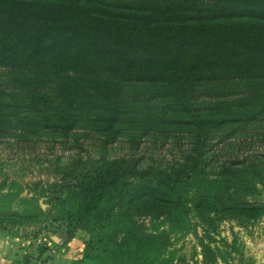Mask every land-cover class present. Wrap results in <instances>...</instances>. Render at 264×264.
I'll return each instance as SVG.
<instances>
[{
  "label": "rangeland",
  "instance_id": "1",
  "mask_svg": "<svg viewBox=\"0 0 264 264\" xmlns=\"http://www.w3.org/2000/svg\"><path fill=\"white\" fill-rule=\"evenodd\" d=\"M193 1L0 0V3L7 4L13 13L18 10L30 13L37 8L60 14L78 13L98 23L108 22L109 26L117 22L132 31L140 30V25L152 19L153 24H160V29L154 30L156 33L173 23V12L178 11L190 17L189 24L197 29L210 20L231 23L234 25L231 30L249 36L264 37V18L221 16V13L213 18L202 12L205 7L192 5ZM108 3L127 8L115 10L106 6ZM139 15L145 18L140 19ZM156 69L153 66L139 71ZM26 74L32 73L27 68L0 66V185L4 182L5 192L9 182L14 181L12 193H20L18 197L0 198V231L23 244L29 251L26 256L32 255L38 263L55 255L68 264H90L80 262V245L69 246L73 251L68 254L66 251L72 239L84 243L87 233L78 229L67 237L64 223L50 220L60 186L69 178L66 170L76 163L86 167L90 161L103 160L118 163L130 160L138 173L165 169L190 150L194 142L193 121L199 118L223 121L206 135L203 152L206 176L220 177L226 167L232 181L248 176L256 179L257 192L243 198L230 195L225 203L231 207L222 208L220 213L213 212L211 193L198 195V204L190 213L191 230L184 234L169 233L168 264H264V77L230 75L198 82L196 88L202 93L192 100L193 107L184 111L172 98L151 97L155 89L163 90L158 88L159 81L124 80L107 71L49 76L37 69L32 74L36 82L29 87L36 86L49 108L28 112L29 93L33 90L20 87L30 83ZM70 79L81 84L80 90L83 87L80 95L73 96L75 92L64 83ZM98 83L110 86L112 102L102 98V106L94 107L92 102L97 98L91 93ZM226 88L230 89L228 96L217 93ZM133 197L136 205L155 198L146 190ZM141 211L138 209V213ZM135 219L138 228L134 232L151 231L148 215H137ZM64 238H68L66 242ZM202 243L211 249L207 260ZM212 253L215 260H211Z\"/></svg>",
  "mask_w": 264,
  "mask_h": 264
},
{
  "label": "trees",
  "instance_id": "2",
  "mask_svg": "<svg viewBox=\"0 0 264 264\" xmlns=\"http://www.w3.org/2000/svg\"><path fill=\"white\" fill-rule=\"evenodd\" d=\"M192 5L205 7L202 12L213 18H217L216 13L264 18V0H194ZM106 6L115 10L127 8L114 3ZM77 14L38 8L30 13L19 10L13 13L7 4L0 3V66L27 68L32 74L39 69L49 76L107 71L124 80L159 81L158 88L163 90L155 89L151 97L172 98L184 111L192 108V100L202 93L196 88L198 82L230 75L264 77V37L231 30L234 27L231 23L209 20L197 29L189 24L190 17L174 11V22L156 33L154 30H159L160 24H153L152 19L138 25L140 30L132 31L117 22L109 26L108 22V25L98 23L94 18ZM153 66L158 69L139 71ZM32 74H26L29 85L20 86L33 90L27 91L28 112L46 111L49 106L45 96L36 91V86L29 87L36 82ZM64 83L75 92L73 96L83 90L74 79ZM93 86L91 96L97 98L92 102L94 107L102 106V98L112 102L110 86L102 83ZM217 93L228 96L230 89H219ZM108 121L111 123L112 118ZM193 122L192 147L165 169L138 173L130 160L120 163L103 160L90 161L86 167L76 163L66 170L69 178L60 186L50 220L62 221L67 237L78 229L87 233L81 263L168 264L169 233L184 234L191 230L190 213L198 204V195L211 193L213 212L220 213L222 208L231 207L225 203L230 195L243 198L257 192L256 179L248 176L232 181L226 167L220 177L206 176L203 171L206 135L223 121L196 118ZM15 185L10 181L3 192V182L0 198L18 197L19 192L12 193ZM144 190L154 195V201L134 204L133 195ZM137 215L150 217V232H134L138 228ZM202 251L207 260L211 253L209 245L202 243ZM211 260H215L213 253Z\"/></svg>",
  "mask_w": 264,
  "mask_h": 264
},
{
  "label": "crops",
  "instance_id": "3",
  "mask_svg": "<svg viewBox=\"0 0 264 264\" xmlns=\"http://www.w3.org/2000/svg\"><path fill=\"white\" fill-rule=\"evenodd\" d=\"M14 237H11L7 234H4L2 231H0V264H68L67 260L65 259H59L55 258V255H52L51 258H48L46 261L42 263H38L34 258H32V255L26 256V253L29 252L27 249L23 247V244L16 243L13 240ZM26 242H29L26 241ZM80 245V253L82 251V247L84 245L83 240L78 241L77 239H72L66 246L67 254L72 249H68L69 246L79 247ZM61 249V248H59ZM61 251V250H60ZM54 251V253H57V255L60 253ZM63 252V249H62ZM24 256V260H23ZM31 258L30 260L26 258Z\"/></svg>",
  "mask_w": 264,
  "mask_h": 264
}]
</instances>
